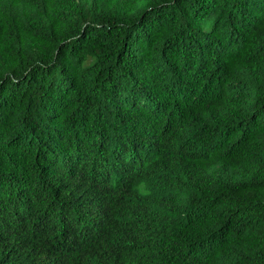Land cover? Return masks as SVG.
<instances>
[{"label":"trees","instance_id":"trees-1","mask_svg":"<svg viewBox=\"0 0 264 264\" xmlns=\"http://www.w3.org/2000/svg\"><path fill=\"white\" fill-rule=\"evenodd\" d=\"M0 264H264V0H0Z\"/></svg>","mask_w":264,"mask_h":264}]
</instances>
